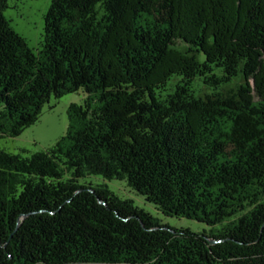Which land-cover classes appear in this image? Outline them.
Here are the masks:
<instances>
[{
  "label": "trees",
  "instance_id": "1",
  "mask_svg": "<svg viewBox=\"0 0 264 264\" xmlns=\"http://www.w3.org/2000/svg\"><path fill=\"white\" fill-rule=\"evenodd\" d=\"M6 6L0 137L86 96L52 145L0 149V264H264V0H50L37 53ZM86 174L213 228L160 224Z\"/></svg>",
  "mask_w": 264,
  "mask_h": 264
},
{
  "label": "rangeland",
  "instance_id": "2",
  "mask_svg": "<svg viewBox=\"0 0 264 264\" xmlns=\"http://www.w3.org/2000/svg\"><path fill=\"white\" fill-rule=\"evenodd\" d=\"M49 4L50 0H7V6L2 10V14L9 21L11 28L26 39L27 45L34 53H37L41 48L44 14ZM198 58L202 60L204 55L199 53ZM237 83L238 81L233 79L230 83L222 86L221 90H229ZM192 87L195 94L211 91L210 87L203 84L199 77L193 79ZM85 96L86 92L83 89L67 92L58 97L51 96L49 101L43 104L41 115L35 123L27 126L17 136L0 137V149L14 154L31 155L52 145L67 129L69 103L82 104ZM78 181L92 185H106L120 198H130L134 205L143 208L144 211L156 217L160 224L170 226L173 229L187 227L192 231L209 232L213 228V226L206 225L196 219L163 214L155 204L146 201L123 179H105L101 174H86L80 177Z\"/></svg>",
  "mask_w": 264,
  "mask_h": 264
},
{
  "label": "water",
  "instance_id": "3",
  "mask_svg": "<svg viewBox=\"0 0 264 264\" xmlns=\"http://www.w3.org/2000/svg\"><path fill=\"white\" fill-rule=\"evenodd\" d=\"M99 200H100V202L104 203V201H102L101 199H99ZM210 241L214 242V241H216V239H210Z\"/></svg>",
  "mask_w": 264,
  "mask_h": 264
}]
</instances>
